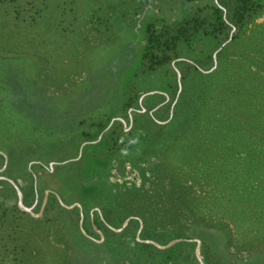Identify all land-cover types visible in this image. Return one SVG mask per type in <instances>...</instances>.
I'll return each instance as SVG.
<instances>
[{"label":"trees","instance_id":"1","mask_svg":"<svg viewBox=\"0 0 264 264\" xmlns=\"http://www.w3.org/2000/svg\"><path fill=\"white\" fill-rule=\"evenodd\" d=\"M47 12V0H0V18L9 16L20 34L12 47L0 41V103L8 102L21 119L16 128L30 135L0 143V167L6 149L11 155L0 170V264H201L178 249L192 245V237L201 240L206 264H236L227 248L234 237L222 216L255 229L252 239L264 238V19L256 20L264 0H198L172 20L145 17L143 42L132 61L122 69L109 67L110 59L125 63L113 53L86 78L52 93L41 88L37 65L28 62L36 53L23 49ZM121 20L120 13L112 17L117 29L124 27ZM2 28L0 22V37ZM36 56L42 58L41 52ZM151 88L157 90L141 105L142 92ZM64 147L67 154H61ZM20 154V165L12 166ZM120 154L119 162L138 166L143 177L141 162L158 156V189L152 192L166 204L145 189L142 196L133 193L126 207L138 201V216L116 209L115 217L94 220L102 226L101 241L91 223L81 230L79 207L67 206L72 201L62 189L65 205L50 191L42 216L18 205L10 179L23 189L19 178L33 183L38 169L55 161L62 180L80 181L82 211L97 206L105 217L116 196L106 170ZM181 218L187 222L163 223ZM174 238L180 239L159 246ZM121 252L133 261L120 260ZM241 264H264V254L254 250Z\"/></svg>","mask_w":264,"mask_h":264},{"label":"rangeland","instance_id":"2","mask_svg":"<svg viewBox=\"0 0 264 264\" xmlns=\"http://www.w3.org/2000/svg\"><path fill=\"white\" fill-rule=\"evenodd\" d=\"M47 1V16L43 23H37L34 27H32L31 31L34 32L30 37L32 44L29 47L23 46V49L32 53L34 52L36 55L41 52L42 58H38L35 54H32V56L28 57V62L31 65H37L35 67V71L36 74H38L41 88L45 89L48 93H52L54 91H61L65 87H69L71 81L86 78V76L90 75L91 71L96 69L99 62L104 61L113 53H118L120 58L124 56V62H129L132 58H134L135 54L138 53L140 45L143 42L141 23L146 21L145 17L150 18L151 16L156 15L157 17L172 20L180 14H184L187 10L192 9L195 4H197L198 0H187L186 7H183L184 4L182 2L184 0ZM115 13H120L122 16L121 21L124 23V27L121 29H117L112 22V17ZM263 19L264 13L256 18L257 21H262ZM0 22L4 27V29L2 28L3 36L0 37V41L5 39L8 47L17 45V41L20 39L19 28L13 25V21L9 16H3L0 18ZM41 38L45 39V41L42 42ZM127 62L122 63L121 60L118 61V59H110L108 64L110 65L109 67L117 69L120 67V69H122L124 67L123 65L127 64ZM172 64L174 63L172 62ZM6 74L10 75V71L7 70ZM145 87L149 88L150 86L149 84H146ZM180 87L179 83L177 92L180 91ZM191 87L192 84L190 85V88ZM156 90V88L144 90L139 98V103L142 105L145 99L144 96ZM6 109L10 111H7ZM141 110L145 111V107L141 106ZM3 112H5L4 115L7 114V117H4V115L1 117ZM20 120L19 114L11 110L7 101H2L0 103V143L3 146L7 143L11 145L16 136L18 138L25 137V132L27 136H30L26 128L25 132L21 133L18 128H16L19 125ZM29 120L31 119L29 118ZM163 121L164 120H161V122ZM22 123L25 124L24 122ZM124 127L125 129L129 128V124L124 123ZM100 136L101 135H99L98 138ZM43 139L46 140V138ZM64 149L60 150L62 152L64 151V153L61 154H67L69 152V149ZM19 156L20 158H17L13 162L12 166L15 165L17 167L20 165L19 162L22 161L24 154H20ZM121 156L122 155L120 154L119 156L111 157L108 164V170H106L105 177H107L110 182L111 189L116 195L112 205H107L105 208V211L107 212V216L105 217L107 218L103 216L102 211L97 206H88L87 212L84 213L82 211L81 204L85 197L79 188L80 181H75L76 179H74L75 182H72L69 178L62 180L61 178L64 177L62 176L63 173L56 172L55 161H49L46 170L38 169V172L34 175L33 183L29 177H23L22 179L19 178L20 182L23 183L24 181L25 183V187L23 189H21L15 182L21 192V205L29 208V210H24L30 212L32 215L42 216L43 208L49 204L48 193L50 191L54 192L60 201L61 197L58 193V189H62L64 196L69 197L72 201L67 204V206L72 207L76 205L79 207L80 214L78 223L81 230L84 231L83 224L88 227L91 223L94 229L100 233V238L96 237L97 241H101L104 237L102 236V226L100 224H94V220L99 216L107 221L108 218L110 219L116 216V209L129 211L130 215L133 216H138L134 214H137V210L140 212V208L142 211V207H140L138 201L134 202V204L129 206V208L126 207V205L131 204V195H134L133 193L139 192L142 196V189H145V191L148 192V195L152 194V200L158 201L161 205L162 203L166 204V201L164 200L165 197L163 195L156 200L153 197L155 194L152 192L153 189H158L156 187V179L154 177L156 172L153 170L154 165L158 162V156H152L147 158V160L143 163L141 162L140 165L145 170L144 177L142 176V169L138 166H132L127 161L122 163L119 162V157ZM5 158L6 163L9 162L8 158H11L7 149L4 154V160ZM1 167L0 170H2L5 166L3 168ZM15 174H17V171H15ZM184 175H186L185 171ZM0 177L5 176L0 175ZM11 180L12 179H10V181ZM73 184L75 185L74 187ZM46 185L48 187H45ZM164 189H166V187ZM196 190L202 194L204 189ZM22 199H25L29 203H25ZM55 211V208H53L52 212L55 213ZM129 217L130 216L122 221V225L126 224ZM215 217H219V215L216 214ZM181 219L178 221L175 219L176 221H166L163 223L171 225L178 222H187L185 218ZM212 220H214V216ZM222 220L227 222V225L231 229L234 237L232 239L233 243L229 246L227 245V248L232 254L230 256L236 264H241L243 260L248 259L249 254L251 255V253H254V250L256 252L261 251L264 254V238L252 239V237H255V229L247 227V224L243 221L241 222L239 219L233 220L229 218L228 215L222 216ZM161 221H163V219ZM199 222L204 223V220H199ZM213 222H216V220ZM140 223H142L141 219ZM140 223L138 228L139 230L142 227V225L140 227ZM115 224L118 225V223ZM114 229H120V227H114ZM183 229L186 233H190L188 228L184 227ZM92 237L95 238V236ZM179 239L180 238L176 241ZM191 240L194 241L192 245L186 246L185 244H182L178 247V249L183 250L185 248L186 251L190 253V258L193 262L198 259L201 264H206L203 254L200 251L201 240L195 237H192ZM251 240H253V243L255 244L252 247L250 244H247ZM243 243H246L245 247H240V249L236 247L242 245ZM119 258L123 262L126 261V263L133 261V259H130L124 252L120 253Z\"/></svg>","mask_w":264,"mask_h":264},{"label":"water","instance_id":"3","mask_svg":"<svg viewBox=\"0 0 264 264\" xmlns=\"http://www.w3.org/2000/svg\"><path fill=\"white\" fill-rule=\"evenodd\" d=\"M5 165H6V158H5L4 163H3V165H2L1 168H3ZM11 182H12V183L14 184V186L16 187L17 194H18V203H19L20 207L23 208V209H27V210H29V208H27V207L21 205V192H20L18 186L16 185V183L13 182L12 180H11ZM61 203L64 204L62 201H61ZM141 225H142V223H140V227H141ZM138 232H139V229H138ZM177 239H178V238L172 239V240H170L167 244H164V245H159V244H157L156 242H155V243H156L157 245L163 247V246H168L169 244H171L172 242L176 241ZM150 241H152V240H150ZM153 242H154V241H153Z\"/></svg>","mask_w":264,"mask_h":264}]
</instances>
